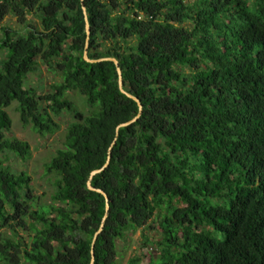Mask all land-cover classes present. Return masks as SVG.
<instances>
[{"label":"trees","instance_id":"trees-1","mask_svg":"<svg viewBox=\"0 0 264 264\" xmlns=\"http://www.w3.org/2000/svg\"><path fill=\"white\" fill-rule=\"evenodd\" d=\"M86 25L88 59H115L142 107L117 135L139 108L112 62L84 60ZM3 52L0 155H31L5 136L12 102L41 136L62 113L73 121L45 166L51 205L0 157V264H91L106 202L87 182L108 156L91 180L109 203L92 264H118V242L138 231L127 264H264V0H0ZM39 63L61 77L45 95L24 87Z\"/></svg>","mask_w":264,"mask_h":264},{"label":"rangeland","instance_id":"rangeland-1","mask_svg":"<svg viewBox=\"0 0 264 264\" xmlns=\"http://www.w3.org/2000/svg\"><path fill=\"white\" fill-rule=\"evenodd\" d=\"M28 20L33 23L36 28H40L39 22L28 17ZM3 26L20 33L21 27L17 24L15 19L6 17L2 23ZM6 53L0 54V63L3 61ZM61 81L59 74L46 68L39 63L35 72L29 74L24 82L26 89H34L38 95H45L51 92V87ZM67 98L78 108L83 115L89 114V109L86 108L85 99L77 93H69ZM6 113L11 119L12 125L10 130L5 134L8 139H16L26 142L29 145L30 157L27 160H21L12 154L0 155L1 159L5 161L15 174L21 172L26 173L31 179L32 195L36 198V205L48 206L52 204V196L55 193V178L46 174L45 166L54 157L58 150L64 149V137L67 126L73 121L71 115L62 113L55 121L59 125V130L52 135L41 136L35 133L31 126H24L20 122L18 113V104L12 102L6 109ZM152 230L148 231L146 235L154 240L148 246V252L155 259L157 257L156 246L154 243L160 241V233L158 225H153ZM4 237L8 234L3 233ZM141 233L128 236L125 241L118 242L117 251L119 254L118 264H127L128 260L134 255H140ZM153 264V261H151Z\"/></svg>","mask_w":264,"mask_h":264},{"label":"water","instance_id":"water-1","mask_svg":"<svg viewBox=\"0 0 264 264\" xmlns=\"http://www.w3.org/2000/svg\"><path fill=\"white\" fill-rule=\"evenodd\" d=\"M82 9H83V12H84V14H85V8L82 7ZM86 33H87V40H86V45H85V50H84V60H85L86 62H88V63H96V62H101V61H109V62H112V63L116 66V69H117L118 78H119L118 86H119V90H120V92H121L123 95H125L127 98H129V99L133 100L135 103H137L138 108H139V113H138V115H137L133 120H131V121L125 123V124L119 125V126L117 127V129H116V135H117L119 129H121V128H123V127L130 126V125H132L133 123H135V122L137 121V119L140 117V115H141V113H142V107H141L140 102H139L137 99H135L134 97H132L131 95L127 94V93L124 91V89H123V82H122V76H121V71H120V68H119V66H118V62H117L115 59L107 58V59H103V60H100V61H91V60L88 59V57H87V55H88L87 49H88V48H87V47H88L89 34H90V33H89L88 25H86ZM114 144H115V141L113 142V144H112L111 147L109 148V155H110V153H111V150H112V147H113ZM109 160H110V156H108V159H107L106 164H105L101 169L96 170V171H93V172L90 174V178H89V180H88V182H87V187H88V189L91 190V191H94V192H96V193L101 194V195L104 197L105 202H106V213H105V216H104V218H103V221H102V223H101V226H100L99 230H98L97 233L95 234V237H94V239H93V241H92V247H91L92 261H91V264L93 263V251H92V250H93V247H94V243H95V241H96V238L98 237V235L100 234V232H101L102 229H103L104 221L106 220L107 213H108V210H109L108 197L106 196V194H105L103 191L98 190V189H94V188L91 186V180H92V178H93L95 175L101 173V172L107 167V165H108V163H109Z\"/></svg>","mask_w":264,"mask_h":264}]
</instances>
